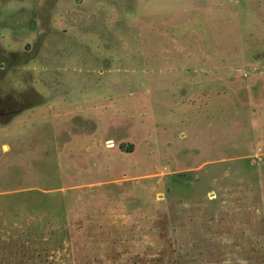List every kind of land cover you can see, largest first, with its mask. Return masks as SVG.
Returning a JSON list of instances; mask_svg holds the SVG:
<instances>
[{"label":"rangeland","instance_id":"374dc122","mask_svg":"<svg viewBox=\"0 0 264 264\" xmlns=\"http://www.w3.org/2000/svg\"><path fill=\"white\" fill-rule=\"evenodd\" d=\"M0 264H264V0H0Z\"/></svg>","mask_w":264,"mask_h":264},{"label":"flooded vegetation","instance_id":"af4514ba","mask_svg":"<svg viewBox=\"0 0 264 264\" xmlns=\"http://www.w3.org/2000/svg\"><path fill=\"white\" fill-rule=\"evenodd\" d=\"M2 101L0 100V113L3 114V115H8L9 113H12L13 111H16V110H12L10 111V108L8 107H3L2 105Z\"/></svg>","mask_w":264,"mask_h":264}]
</instances>
